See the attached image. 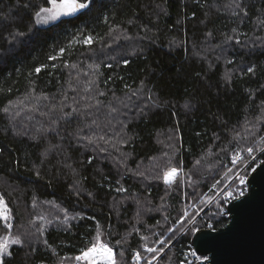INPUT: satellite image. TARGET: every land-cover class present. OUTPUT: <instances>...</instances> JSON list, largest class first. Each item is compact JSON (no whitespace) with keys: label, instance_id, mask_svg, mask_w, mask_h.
Listing matches in <instances>:
<instances>
[{"label":"trees","instance_id":"obj_1","mask_svg":"<svg viewBox=\"0 0 264 264\" xmlns=\"http://www.w3.org/2000/svg\"><path fill=\"white\" fill-rule=\"evenodd\" d=\"M41 2L0 0V195L12 211L13 233L25 236L5 264H58L86 247L98 224L119 264H135V251L146 264L152 254L143 252L141 236L155 247L157 239L173 237L154 264L189 261L193 234L167 229L179 228L182 208L215 195L209 189L232 167L234 151L264 147L258 143L264 119L257 120L264 101V25L258 23L264 0H242L246 17L232 14V0H93L28 33L32 10L25 4ZM16 31L28 34L10 45L8 33ZM89 35L91 46L76 43ZM253 65L256 74L246 75ZM60 105L78 111L61 121L59 134L39 136L36 129L47 127V114ZM78 129L95 143L76 138ZM51 146L57 147L45 157ZM259 152L255 163L246 150L242 155L253 167L264 160ZM168 166L184 174L170 187L156 178ZM199 208L202 229L209 217L220 221L217 229L227 223L212 215L215 201ZM64 210L79 216L61 224Z\"/></svg>","mask_w":264,"mask_h":264},{"label":"snow or ice","instance_id":"obj_2","mask_svg":"<svg viewBox=\"0 0 264 264\" xmlns=\"http://www.w3.org/2000/svg\"><path fill=\"white\" fill-rule=\"evenodd\" d=\"M93 0H42L40 5H32L31 3L25 4L26 8H30L31 12V21L32 24L28 28V33L33 31V28L39 25H49L54 24L57 21H61L62 17H71L74 16L76 13L81 12L82 10L88 9L92 5ZM232 9L233 15H238L239 13H243L246 17L248 12L246 10V6L243 4L242 0H232V4L228 6ZM106 19V18H105ZM258 23L264 25V19H260L258 17ZM235 31V29L233 30ZM28 33L16 31V32H9L8 36V43L11 45L12 43H19V38L27 35ZM211 35V33H209ZM227 40H232L231 36L226 38ZM76 43H83L86 46H91L94 43V38L92 36H85L83 37L82 41L77 40ZM240 43V41H237ZM66 49L61 47L59 49V55L63 56ZM57 57L51 56L49 59H56ZM228 63H233V61L229 60ZM123 64L127 66L129 64L128 60H124ZM67 66V65H66ZM111 67V65H108ZM72 67H76L72 65ZM90 67H93L90 65ZM98 67V66H95ZM37 73L41 71V67H37L35 69ZM245 74L246 75H255L256 74V66H248L246 68ZM199 75V73L197 74ZM226 83H231V76L226 73L224 77ZM143 83V82H142ZM264 88V85L261 86ZM100 95H104V93H99ZM137 92H133L132 95H136ZM36 100L40 99H48L46 96H37L35 97ZM149 100H152L153 97L149 96ZM11 103V102H10ZM127 107V105H124ZM188 107V105H185ZM262 114L260 117H257V120L264 119V101L261 104ZM5 113L9 112V108L5 107L3 109ZM78 111L77 109H72V111H65L63 105L60 106H53L49 113V124L47 127L41 125L36 129V133L39 136H47L49 133H56L59 134V127L61 125V121H69ZM112 112H117L118 109L113 107L111 109ZM143 111V109H141ZM126 126V125H125ZM82 129H78L73 135L78 139H87L89 143H95V140L92 137H82L80 133ZM239 136V133H237ZM32 139H37V136H32ZM99 139H104L103 137H99ZM258 143L260 145H264V136L259 137ZM57 146H51L50 148L45 150V157L47 153L52 150V148ZM247 151L248 157H251L252 163H255L256 157L255 152L261 151L264 152V147H257L255 144L253 146H248L246 149H241L240 151H234L231 164L232 167L228 168L226 172H224L222 178L217 180L215 183L211 185L209 191L215 193L214 196L208 197L206 194L199 200V204L193 203L190 206H185L181 209V213L178 216V219L175 221V225H178L179 228L170 227L167 229L168 232L175 234L176 232H191L192 234H196L202 230L204 227L203 224L198 225L197 217L200 215L201 209L199 205H206L210 204L215 201L216 204V212L213 213V216L218 217H227L232 214L231 209L226 207V205L232 203L233 201H243L246 197L248 192V180L249 175L247 170L251 168L252 172L256 171V168L260 167V164H257L256 167H252L249 163L248 159H246L243 155V151ZM88 163H92V158H89ZM199 163V161H197ZM264 164V161L261 162ZM243 165V172L240 170V166ZM137 175H143V173L137 172ZM177 177L180 180L184 179L183 170L178 167L168 166L162 170V175L157 174V179H162L163 183L167 186H172ZM224 181H228L229 183L223 184ZM223 184V187L221 185ZM117 191H125L123 187L117 189ZM35 200L33 201V207H35ZM189 207L195 209V211H189ZM139 215V213H138ZM79 216L70 217L66 210H64L63 220L60 221L61 224L67 225L70 219H75ZM36 219L44 220L43 216L37 217ZM36 219H32L29 221L30 225H34L36 223ZM167 219V217H165ZM13 214L11 209L9 208L7 202L5 201L3 196H0V227L6 230V234L0 236V264H5V258L12 256L11 249L14 246L23 247L25 244V236L19 232L13 233ZM49 224L52 223V220L47 221ZM159 223V222H158ZM220 223L219 220H214L212 217L206 221V229L208 232L215 233L218 231L216 228V224ZM227 227V225H224ZM135 230V229H134ZM37 231L42 236L44 234V227L41 225L37 228ZM130 235V233H129ZM155 235V233H153ZM141 240L145 241L141 247L143 248L144 253L152 254L150 258L147 259L146 264H153L154 261L157 260L158 257L161 256L162 253L165 252V249L171 245L173 237H169L167 240L164 239H157L153 242L154 245H160V247L149 246L147 241L149 240L148 236H141ZM47 243V241H44ZM117 243H121V241H117ZM55 252V249H52ZM192 256L196 257L195 252L190 253ZM123 254L121 253V256ZM144 259V256L140 251H135L132 254V260L135 264H140L141 260ZM171 259V258H169ZM200 264H203V261L207 260L208 257H196ZM58 264H119L114 249L110 246L109 243L105 242L102 239V234L100 231L99 224L97 225V231L95 237L92 241L88 243V245L82 248L77 255L74 257H61L59 258ZM181 264H188L187 260L181 262Z\"/></svg>","mask_w":264,"mask_h":264},{"label":"water","instance_id":"obj_3","mask_svg":"<svg viewBox=\"0 0 264 264\" xmlns=\"http://www.w3.org/2000/svg\"><path fill=\"white\" fill-rule=\"evenodd\" d=\"M261 162L255 172L249 173L248 192L243 201L226 205L232 212L226 218L227 227L222 226L215 233L202 229L192 235L189 247L198 257H208L203 264H264V164Z\"/></svg>","mask_w":264,"mask_h":264},{"label":"rangeland","instance_id":"obj_4","mask_svg":"<svg viewBox=\"0 0 264 264\" xmlns=\"http://www.w3.org/2000/svg\"><path fill=\"white\" fill-rule=\"evenodd\" d=\"M63 18H67V17H62L61 19H63ZM69 18H70V17H69ZM49 25H50V24H49ZM39 26H40V27H45V26H48V25H39ZM164 146H165V145H164ZM165 147H166V146H165ZM259 153H261V151H260ZM261 161H262V160H261ZM261 161H259L257 164H259ZM257 164H256V165H257ZM256 165L253 166V167H256ZM242 172H243V171H242ZM250 172H251V170H250ZM250 172H249V173H250ZM249 173H248V175H249ZM177 178H178V177H177ZM0 196H1V195H0ZM210 197H211V196H210ZM213 202H214V201H213ZM213 202H212V203H213ZM212 203L208 204V206H210ZM204 208H205V207H204ZM201 213H202V212H200V214H201ZM198 217H199V216H198ZM198 217H197V218H198ZM165 251H166V250H165ZM164 253H165V252H164ZM164 253H162L161 256H162ZM186 254H190V252H189V253L187 252ZM158 258H159V257H158ZM158 258H157V259H158ZM187 262H188V264H190L189 261H187ZM154 263H155V261L153 262V264H154Z\"/></svg>","mask_w":264,"mask_h":264},{"label":"built area","instance_id":"obj_5","mask_svg":"<svg viewBox=\"0 0 264 264\" xmlns=\"http://www.w3.org/2000/svg\"><path fill=\"white\" fill-rule=\"evenodd\" d=\"M193 252V250L190 251V253ZM186 259L189 260L190 264H195V262H197L198 260L196 259V257H198L196 255V257L192 256L191 254H186L185 255Z\"/></svg>","mask_w":264,"mask_h":264}]
</instances>
